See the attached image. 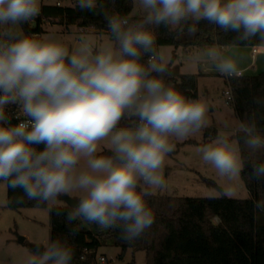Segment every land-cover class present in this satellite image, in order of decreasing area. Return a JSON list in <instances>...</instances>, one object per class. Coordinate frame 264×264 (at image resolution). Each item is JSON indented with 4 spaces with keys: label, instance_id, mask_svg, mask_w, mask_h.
Segmentation results:
<instances>
[{
    "label": "clouds",
    "instance_id": "1",
    "mask_svg": "<svg viewBox=\"0 0 264 264\" xmlns=\"http://www.w3.org/2000/svg\"><path fill=\"white\" fill-rule=\"evenodd\" d=\"M137 3L143 15L134 20L109 12L103 0H76L81 12L103 18L109 40L96 43L85 35L69 47L22 31L39 16L40 0H0V182L22 190L18 202L26 197L51 205L77 194L70 209L56 210L58 216L69 225L84 220L120 229L128 243L154 223L148 199L167 187L164 165L175 148L172 140L203 129L210 107L166 81L171 73L157 49V30L194 31L206 22L236 33L237 44L256 38L264 46V0ZM191 62L208 63L228 78L242 75L236 59L215 45ZM12 105L19 108L17 124L7 113ZM235 133V143L220 135L202 146L203 162L226 185L246 167L264 178V163L245 159L241 148L264 149L257 121L241 120ZM102 146L108 154L101 153ZM77 233L69 229V236ZM73 258L68 238H62L37 246L21 264H72Z\"/></svg>",
    "mask_w": 264,
    "mask_h": 264
},
{
    "label": "trees",
    "instance_id": "2",
    "mask_svg": "<svg viewBox=\"0 0 264 264\" xmlns=\"http://www.w3.org/2000/svg\"><path fill=\"white\" fill-rule=\"evenodd\" d=\"M47 1L52 4L41 6L39 16L32 20L35 25H31L32 21L23 25L22 31L25 34H43L44 24L47 22L66 28L77 26L85 30L93 29L99 34L108 35L103 18L93 13L81 12L76 6V0ZM64 2L74 5L63 6ZM58 3L61 5L58 6ZM103 3L109 12L128 15L134 20L140 18L133 15V0H103ZM193 27L194 31L179 33L158 29V51L163 46L175 49L183 47L186 50H203L210 45L217 48L264 47L258 46L259 40L256 38L248 43L237 44L234 40L236 33H224L206 22ZM168 66L171 74L165 78L166 81L187 98L197 99V76L181 74L175 53ZM228 85L234 96L231 106L239 121L255 119L261 134H264V72L257 76L231 78ZM43 147L38 146L40 150ZM241 148L244 158L251 161L242 144ZM257 163H264V160ZM240 177L250 194L249 199H231L223 195L220 188L222 196L214 199L150 197L148 203L155 215L154 223L132 243L120 238V229H102L84 220L69 225L63 215L56 214V210L71 207H54L51 210V240L68 238L74 250L72 264H97V250L105 238L113 239L121 249L120 259H123L128 250L142 251L146 256V264H264V208L257 207V202H264V178L257 179L246 169L241 172ZM208 184L215 185L213 182ZM21 196L22 190L8 189L7 207L11 210L47 207L36 201H29L26 197L18 202L16 198ZM71 227L78 228L74 238L69 236Z\"/></svg>",
    "mask_w": 264,
    "mask_h": 264
},
{
    "label": "rangeland",
    "instance_id": "3",
    "mask_svg": "<svg viewBox=\"0 0 264 264\" xmlns=\"http://www.w3.org/2000/svg\"><path fill=\"white\" fill-rule=\"evenodd\" d=\"M52 4L47 0H40L42 5ZM133 15L142 16L137 0H133ZM71 2H64L63 6H73ZM139 13V15H138ZM31 25L35 23L32 21ZM90 37L93 42L106 43L109 36L99 34L93 29H81L77 26L66 28L60 25L44 24V33L32 38L46 40L54 39L71 47L75 45L81 36ZM168 65L171 63L174 53L176 64L180 66L182 75L197 76V99L209 103L206 126L187 139L175 140L174 151L165 159L164 176L167 183L165 190L157 192L155 196L186 197V198H220L222 192H227V197L236 200H246L250 194L241 177L236 178L230 185H226L215 173L214 169L202 160L199 149L211 143L217 136L229 137L236 142L235 130L240 121L235 111L228 104L224 93L229 89L228 80L208 63L195 64L191 58L200 54L199 49H175L170 46L159 48ZM222 52L236 59L238 66L250 65L245 76H257L264 72V59L255 56L252 58L251 50L247 47H224ZM126 124L121 122V126ZM209 133V134H208ZM212 136H215L214 138ZM253 163L264 160L263 149L252 151L245 149ZM102 154H108L106 147L100 149ZM213 182L215 185H209ZM220 188V189H219ZM6 185L0 182V264H21L22 259L31 253L32 246H44L51 240V210L54 207H67L66 197L76 199L77 194L61 197L54 204L47 205L44 209L11 210L7 207ZM77 200V199H76ZM24 241L21 243L20 239ZM122 251L113 239L105 238L97 250V264H146V256L142 251L128 250L123 259H120ZM105 257V262L99 260Z\"/></svg>",
    "mask_w": 264,
    "mask_h": 264
},
{
    "label": "built area",
    "instance_id": "4",
    "mask_svg": "<svg viewBox=\"0 0 264 264\" xmlns=\"http://www.w3.org/2000/svg\"><path fill=\"white\" fill-rule=\"evenodd\" d=\"M58 6H60L61 5V3H58L57 4ZM219 49H221V48H219ZM254 53H257L258 51H257V49H254V51H253ZM241 73H242V75L240 76V77H243L244 76V72L243 71H241ZM228 81L231 79V78H228V77H226V76H224ZM239 77V78H240ZM224 95H225V97H226V99H227V102H228V104L229 105H232L233 103H234V96H233V92H232V90H231V88L229 87V89L224 93ZM7 113H8V115L11 117V123L12 124H17V123H19L20 121L17 119V117H19L20 116V112H19V108H18V106H15V105H12V106H9V108L7 109ZM99 260L101 261V262H105V257H100L99 258Z\"/></svg>",
    "mask_w": 264,
    "mask_h": 264
},
{
    "label": "crops",
    "instance_id": "5",
    "mask_svg": "<svg viewBox=\"0 0 264 264\" xmlns=\"http://www.w3.org/2000/svg\"><path fill=\"white\" fill-rule=\"evenodd\" d=\"M247 49L251 50L252 52V58L255 59V56L258 55L259 57H261L262 59H264V47H255V48H250V47H247ZM254 49H257V53H254ZM222 51V48L220 49ZM252 66V63L250 65H244L242 67H239L241 71L245 72L251 68ZM76 199H78V197H76Z\"/></svg>",
    "mask_w": 264,
    "mask_h": 264
},
{
    "label": "water",
    "instance_id": "6",
    "mask_svg": "<svg viewBox=\"0 0 264 264\" xmlns=\"http://www.w3.org/2000/svg\"><path fill=\"white\" fill-rule=\"evenodd\" d=\"M246 170H250L248 169L247 167L245 168ZM66 201H67V204H68V207H71L74 205V203L76 202V199H72L70 197H66ZM24 241L23 238L20 239V242L22 243ZM37 246H32V249L34 250ZM43 247V246H41Z\"/></svg>",
    "mask_w": 264,
    "mask_h": 264
}]
</instances>
